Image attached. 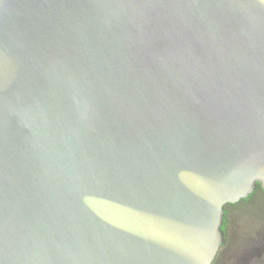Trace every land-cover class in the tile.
I'll return each instance as SVG.
<instances>
[{"label": "water", "instance_id": "1", "mask_svg": "<svg viewBox=\"0 0 264 264\" xmlns=\"http://www.w3.org/2000/svg\"><path fill=\"white\" fill-rule=\"evenodd\" d=\"M264 190V0H0V264H213Z\"/></svg>", "mask_w": 264, "mask_h": 264}, {"label": "rangeland", "instance_id": "2", "mask_svg": "<svg viewBox=\"0 0 264 264\" xmlns=\"http://www.w3.org/2000/svg\"><path fill=\"white\" fill-rule=\"evenodd\" d=\"M229 228L224 247L214 264H254L258 239L264 234V193L258 192L253 202L228 207Z\"/></svg>", "mask_w": 264, "mask_h": 264}, {"label": "trees", "instance_id": "3", "mask_svg": "<svg viewBox=\"0 0 264 264\" xmlns=\"http://www.w3.org/2000/svg\"><path fill=\"white\" fill-rule=\"evenodd\" d=\"M258 192L264 193V190L261 189L260 185H258L257 189L246 199H241L236 205H225V210L228 211V207H237L240 204H249L250 202H253L254 197ZM259 244L256 247V251L254 252V259L257 260L254 264H264V234H261V238L258 239ZM215 262V261H214ZM213 262V264H214Z\"/></svg>", "mask_w": 264, "mask_h": 264}, {"label": "flooded vegetation", "instance_id": "4", "mask_svg": "<svg viewBox=\"0 0 264 264\" xmlns=\"http://www.w3.org/2000/svg\"><path fill=\"white\" fill-rule=\"evenodd\" d=\"M237 203H238V202H237ZM237 203H235V204H230V205H236ZM228 218H229V211H226V210H225V219H224V225H223V229H224V232H225V240H224V243H223V245L221 246L220 250L224 247L225 242H226V239H227L228 228H229V220H228ZM220 250L218 251L217 256H218ZM217 256H216V258H217ZM216 258L214 259V261L216 260ZM214 261H213V262H214Z\"/></svg>", "mask_w": 264, "mask_h": 264}]
</instances>
